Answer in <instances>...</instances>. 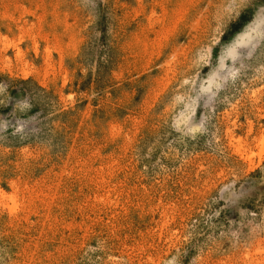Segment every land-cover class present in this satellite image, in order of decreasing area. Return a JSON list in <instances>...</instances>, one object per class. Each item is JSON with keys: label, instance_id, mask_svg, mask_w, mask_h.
<instances>
[{"label": "rangeland", "instance_id": "rangeland-1", "mask_svg": "<svg viewBox=\"0 0 264 264\" xmlns=\"http://www.w3.org/2000/svg\"><path fill=\"white\" fill-rule=\"evenodd\" d=\"M0 264H264V0H0Z\"/></svg>", "mask_w": 264, "mask_h": 264}]
</instances>
